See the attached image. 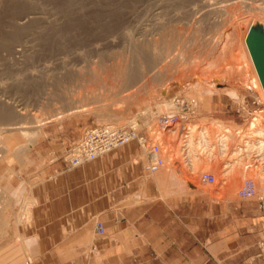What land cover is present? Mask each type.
<instances>
[{"label":"crops","instance_id":"obj_1","mask_svg":"<svg viewBox=\"0 0 264 264\" xmlns=\"http://www.w3.org/2000/svg\"><path fill=\"white\" fill-rule=\"evenodd\" d=\"M254 95L220 77L184 99V109L173 106L181 126L160 128L164 165L154 173L136 141L70 168L64 153L87 126L62 121L55 137L34 147L37 165L10 166L19 174L12 198L25 211L0 264H264V196L238 195L255 178L254 165L230 169L234 149L214 148L219 129L246 128ZM177 97L163 92L149 101L151 113L136 114L138 134L152 142L156 109L173 114ZM204 174L215 181L203 183Z\"/></svg>","mask_w":264,"mask_h":264},{"label":"rangeland","instance_id":"obj_2","mask_svg":"<svg viewBox=\"0 0 264 264\" xmlns=\"http://www.w3.org/2000/svg\"><path fill=\"white\" fill-rule=\"evenodd\" d=\"M31 14L37 19L24 27L17 26L18 19ZM250 30L264 36V0H0V123L8 110L17 113L26 110L24 114L28 118L38 112L36 116L45 120L46 109L51 107L49 103L59 109L51 119L43 122L34 142L23 132L29 129L28 125H25L27 128L22 124L6 128L0 125V248L16 241V225L25 211V205L15 204L12 198L15 176L19 174L10 166H28L29 159L37 165L34 147L46 134L55 137L56 126L62 121L79 119L87 129L100 125L131 126L138 132L136 114L151 113L150 108H145L149 101L163 92L177 94L180 97L168 107L171 108L168 112L175 113L172 108L176 102L183 105L184 99H190L199 86L220 77L225 81H237L238 85L254 92L255 103L243 123L248 125L257 111H263L264 118L263 101L243 46L244 36ZM160 37L164 44H171V39L176 37L179 46L170 50V55L154 49ZM10 48H21V53L13 57ZM139 54L151 67L143 81L131 84L130 90L125 92L131 94L133 100L114 101L101 118L94 112L71 115L62 112L61 106H73L70 103L75 102L68 99L67 93L77 90L80 80L90 74L97 63L112 67L124 59L139 78L142 75ZM168 57H171L169 61ZM183 57H188V62L180 64ZM224 66H239L240 70L229 75L221 69ZM148 74L151 77L146 76ZM162 77L167 78L164 84L160 81L165 80ZM215 82L225 83L223 80ZM96 95L100 98L103 94L97 91ZM156 111L159 114L149 131L151 137L157 135L159 138L157 120L166 116L161 115L166 112L159 107ZM226 130H218L215 150L223 140L221 137L226 136ZM238 144V141H230L231 150ZM251 163L264 171L261 157ZM256 192L264 196L258 189Z\"/></svg>","mask_w":264,"mask_h":264},{"label":"bare ground","instance_id":"obj_3","mask_svg":"<svg viewBox=\"0 0 264 264\" xmlns=\"http://www.w3.org/2000/svg\"><path fill=\"white\" fill-rule=\"evenodd\" d=\"M35 14H31L32 16L31 15L30 16H24V17L22 16L20 19H18L19 22L18 23L16 22L17 23V26L24 27L27 24H29L30 22H32L33 20L37 19V16H34ZM246 33H247V34H245L246 37L244 36V39H243V46L245 48V51H246V54H247V57H248V61L250 63V68H251V70L253 72V77H254L253 80H254V83L256 84V86L258 88V91H259V93L261 95V99H262L263 105H264V91H263V88H262V85H261V82H260V79H259L257 70L255 68L254 62L252 60V57H251V54H250V51H249V48H248V45H247V39L249 37H251V36H259L261 39H264V37L261 36V35H259L256 32H253L252 30H250V31H248ZM160 38H162V37H160ZM171 41H172L171 44H164V39L162 38L158 42H155L153 48L154 49H157V50H163L164 53L166 52V54L169 53V55H170V52L169 51L170 50L172 51L176 47L179 46V39L178 38L175 37V39H171ZM20 49L19 48L18 49L17 48H10L9 49V53L12 54L13 57H15L14 55H16V54L19 55L21 53V50ZM25 51H27V50H25ZM161 53L163 54V52H161ZM12 55H10V56H12ZM141 56L142 55H140L139 58L141 60V65H142V67H141V69H142V73L141 74L142 75H140L139 78L132 72V71H134V70H131L132 67L130 65H126V62L124 61V59H123V61L121 63H116L115 62L116 64L114 66H112V67L111 66H105L104 63H97V65L95 67H93L92 66L93 64L91 65L89 63L92 66V68L90 70L91 71L90 74L89 73L87 74V73L84 72L87 75H84L83 78L80 80V83L78 85L79 86L78 89L75 90V91H73V92L71 91L72 93H70L68 91L70 94H68L66 92L67 93V97L69 96L68 99L69 98H72L71 99L72 102L75 101L74 103H70V105L73 104V106H68L67 105L66 107L64 106L63 108L61 106L62 112H64L65 115H71V114H75V113H79V112H89V113L94 112V114L98 115L99 118H101V117H104V114L106 113L105 110L108 109L109 106H111V104H113L114 101H116V100H128V99H130V100L132 99L133 100V97L130 98L132 95L131 94H127L125 92H128V90H130L131 84H136V83H138L140 81H143L144 80L143 78H145L144 76L147 73V70L151 67V65L149 64L150 62L148 63V61L144 57H141ZM167 56L168 55H165V58ZM172 56L174 57V54ZM187 56H189V55H187ZM163 57H164V55H163ZM21 58H22V56H21ZM131 58H128V59H131ZM135 58H137V57H135ZM170 58L168 57V61L170 60ZM187 59H188V57L180 58V64H184ZM137 60H138V58H137ZM132 61L134 62V59ZM187 62H188V60H187ZM239 66H237V67H234V66H224V67H221V69L224 70V73L225 74H229L230 75V73H232L234 70H240V67ZM69 67H71V66H69ZM152 67H154V66H152ZM63 68L65 69V67H63ZM151 70H152V68H151ZM65 71H66V69H65ZM68 71H71V70H68ZM82 71H83V69H82ZM84 71H86V70H84ZM59 72L61 73V71H59ZM153 73H152V75H153ZM58 75H59V73H58ZM138 75H139V73H138ZM150 75L151 74H148L146 76L151 77ZM159 76H161V75H159ZM149 77H147V78L149 79ZM156 77H158V74H157ZM156 77H155L154 80H156ZM78 79H80V78H78ZM163 79H165V77ZM166 79L165 80H160V81H162V83H163V81H166ZM57 81H58V79H57ZM157 81H158V79H157ZM168 81H170V80L168 79ZM75 83H76V81H75ZM55 86H57V88H58V85H55ZM76 86H74L73 90L75 89ZM62 89L64 90V88H62ZM97 91H98V93H102L103 94L100 98L96 95ZM47 93L49 94V91H47ZM143 93H145V92H143ZM65 96H66V94H65ZM50 99H51V97H50ZM46 100H48V99H46ZM87 100H90V101L87 102ZM51 101H53V102L55 101V103L57 102L55 99H51ZM48 105L51 106V107H49V108H51V110L45 106L47 108L46 109L47 111L44 114V115H46L45 120L51 119L53 117V115L57 111H59V109H56L55 108L56 107L55 104H50L49 103ZM54 105H55V107H54ZM174 107L177 108L178 110L185 108L184 104L183 105H180L178 102H176L174 104ZM19 112L17 113V112H15L13 110L5 111L3 113V120L4 121H1L0 125L1 126H5V128H6V126L21 125V124L24 125V128H27L25 125H28L29 129H25L23 132H24V134H26L27 136H29V138H31V140L34 142V138L38 134L39 129L41 128L43 122L45 121L43 119L44 117L43 118H41V116L40 117H37L36 116L38 114V112H37L36 115L34 114L33 117H29L28 118V117H25V116H28L27 114H24V112H22V113H19ZM173 114H177V111L175 113L173 112ZM168 115H172V114H168ZM168 115H166V116H168ZM111 121H114V120H111ZM176 126H181V122L179 124H177ZM18 127L20 128V126H18ZM173 127H171V128H173ZM14 128H16V127H14ZM204 132H205V135L207 136L208 132L206 130ZM224 133H225L226 136L225 137L224 136L221 137V139H223V140L220 141V143H219L220 145L218 144L219 145L218 148H219V150H220V152L222 154H226V153H229L230 152V150H231V148H230L231 147L230 146V141L231 142L238 141V143H239L238 146H236V148L233 150V152H234L233 154L235 156L233 157V160L230 161V164L228 165L230 169H232V168H234L236 166L237 167L238 166H241L242 167L243 165L252 166L253 164L251 162H254L255 158L257 159V157H261V160H264V118H263V111H257L253 115L252 120L249 122V124L247 125V127L245 129H241V130H239V131H237L235 133L227 129ZM156 137H157V135L154 136V137H152V139H153V141L151 142L152 144H154L155 142H158L160 144V139L159 138H156ZM228 139H229V141H228ZM29 144H31V143H29ZM203 144H205V143H203ZM160 147H161V144H160ZM206 147L207 148H211V146H210V144L208 142V139L206 141ZM3 151H6V148H4ZM210 152H211V150H210ZM161 153H160V158L162 159ZM147 164H148V161H147ZM163 165H164V162H163ZM253 170H254L253 174L255 175V178H253V181L257 184L256 187H258L257 188L258 191L261 192V193H264V171L259 170L255 166H253ZM256 180L260 181V184L259 185H258V183H257ZM256 187L254 185L255 191L257 190Z\"/></svg>","mask_w":264,"mask_h":264},{"label":"built area","instance_id":"obj_4","mask_svg":"<svg viewBox=\"0 0 264 264\" xmlns=\"http://www.w3.org/2000/svg\"><path fill=\"white\" fill-rule=\"evenodd\" d=\"M179 123L180 120L177 114L160 116L157 120V124L161 128H171ZM131 141H136L141 148L148 161L146 168L148 172L154 173L163 166V160L160 158L162 152L160 144L158 142L152 144L145 136L139 135L136 129L131 126L100 125L88 128L78 141L68 147L64 159L70 168H77L99 159ZM201 181L211 184L215 180L213 176L204 174L201 176ZM238 195L242 199L254 197L256 191L253 183L250 180L246 181ZM95 230L98 235L103 234L104 230L100 222L95 224Z\"/></svg>","mask_w":264,"mask_h":264},{"label":"water","instance_id":"obj_5","mask_svg":"<svg viewBox=\"0 0 264 264\" xmlns=\"http://www.w3.org/2000/svg\"><path fill=\"white\" fill-rule=\"evenodd\" d=\"M247 45L264 91V39L251 36L247 39Z\"/></svg>","mask_w":264,"mask_h":264}]
</instances>
